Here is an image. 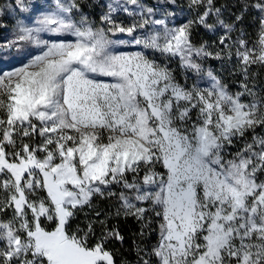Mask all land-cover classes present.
<instances>
[{"label": "snow or ice", "instance_id": "snow-or-ice-1", "mask_svg": "<svg viewBox=\"0 0 264 264\" xmlns=\"http://www.w3.org/2000/svg\"><path fill=\"white\" fill-rule=\"evenodd\" d=\"M189 7L204 10L170 26L173 13L153 19L156 10L139 0H114L95 27L79 0H52L32 26L18 25L7 47L42 51L0 72V264H117L107 245L124 236L108 227L113 215L134 217L141 236L159 221L157 243L136 246L137 264H264V135L256 131L264 96L249 71L264 67V0L251 4L260 13L254 44L238 29L243 12L229 23L214 0ZM118 11L131 24L117 22ZM197 25L223 30L219 51L193 42ZM42 33L74 39L49 42ZM117 33L140 51H115L129 43L112 39ZM155 53L196 74L204 58L235 57L242 90L211 70L206 86L181 83ZM97 197H116L119 207L77 223Z\"/></svg>", "mask_w": 264, "mask_h": 264}, {"label": "trees", "instance_id": "trees-1", "mask_svg": "<svg viewBox=\"0 0 264 264\" xmlns=\"http://www.w3.org/2000/svg\"><path fill=\"white\" fill-rule=\"evenodd\" d=\"M7 1L8 0H0V3L5 2L7 4ZM100 1L101 0H97L98 7H96V8L98 9V11L103 12L104 11L103 8H106V4H104V3L102 4V3H100ZM237 1H240V0H237ZM139 2L143 5H145L146 7H152L156 10V14L153 17V19L164 18V14L166 12L173 13L174 15L168 17V21H169L170 26L175 25L184 16L188 20L192 19V18H193L192 20L195 19V16L191 12L187 14L186 12L179 10V9H176V8H174V9L163 8V5H164L163 3L165 2V0H159L158 4H155L153 1H149V0H139ZM80 3H81V7L87 6L86 2H80ZM122 3H124V0ZM231 3L232 2L230 0H218L217 1V7L221 8V11L224 10V12H226L225 5H227L229 8H231ZM32 5H34V4H32ZM127 6L130 9H135V6H132V5H127ZM43 9H44V7L40 6V5L36 6L35 8L31 7L30 10L32 11V15L28 16V14H25V15L21 16V19H22L21 22H23V24H25V22L30 18L29 23H26V25L32 26L34 19H35L36 15L38 14V11L43 10ZM96 12L94 11V9H90V8H89V10H85V13L89 16V19H94ZM119 12L120 11H118L114 14L116 15ZM231 13H233V18L227 19L225 17H222V19H224L226 22L231 23V21H234L235 17H236L235 16L236 12L233 10V7L231 8ZM128 18L132 20V17L128 16ZM244 18H245V15H243V19ZM157 27H159V26H157ZM202 30H205L209 34L216 35L217 37L220 36L222 34V31H223L222 29L217 28L216 32L213 33V32H209L207 29H205L203 27H202ZM143 31L144 30H140V33H137L134 35L139 37L138 35H141V33ZM10 35L11 36L14 35V28L10 29V27H7V26L3 27L0 25V41H6L7 39H9ZM62 35H66L67 37L74 39V37H71L70 34H67V33H59V34H57V33H42L41 39L58 38V37H61ZM111 38L114 40L128 41L129 42L126 44H118L116 46V48L114 49L117 52H118V50H123V49H131L132 50L133 48L140 50V48L138 46H136L133 43H130V41L132 40V37L129 36L127 33H117L115 36H112ZM218 42H219V38H214L213 42H210L208 40L207 43L209 46V51H213V52L219 51L222 46ZM22 44H23L22 45L23 48H24V45L28 46L27 49L33 48L34 46H36L34 44L32 46V44L25 43V42H22ZM27 49H26V51H27ZM21 54L24 55L25 51L21 50ZM154 56L157 57L158 59L164 60L165 62H169L166 60L165 57H162L159 53H155ZM14 57H15L14 52H10V53L0 52V72H2L3 67H5L7 65L11 66L14 64V62L8 63V61H10L8 59H12ZM173 61L176 65L179 66L178 60H173ZM198 62L201 63V66H202V71L200 74H196L192 71L186 70L188 72V76L192 77L195 83H199L201 86H206L207 84H209L210 81L208 80L206 73L209 70H211L213 72V74L216 75L229 88L230 91L237 92V91L242 90L240 88V83L243 80V77L241 76V74L239 72L235 57H233L231 61H229L227 59L218 60V59H214L212 57H208V58H204ZM249 71H250V74H252V73L255 74L254 83L257 86L258 95L264 96V67L253 66ZM243 99L245 101H247L249 99V97L245 96V97H243ZM256 131H257V133L264 135V128H258ZM248 139H251V133L249 134ZM158 170H162V169H159V167H158ZM142 177H143V171L140 173V178L142 179ZM129 179H131V174L129 175ZM112 190L116 191L118 193L121 189L119 186L114 185V186H112ZM93 205H94L93 209H89L88 207H85L81 212H79L78 218L76 221L77 223L83 224V221L85 219V214H88L89 217H92L95 215L96 211H100L102 213V215L114 213L115 209L117 207H119V201L117 200L116 197H112L109 199H100L99 197H97V198H94ZM158 223H159V221L156 218H153V221H152V224L150 225V228L145 229L144 235L141 236L140 232H141L142 225L134 217H131V216H129V217H123V216L116 217L114 215L111 216L110 219L108 220V227L109 228H112L114 226L117 227L119 229L121 235L124 236L123 243H120L119 241L113 240L107 245V247H109L110 249H112L114 251L117 264H137L138 255H137L136 246L139 245L140 247H147L150 249L152 246H154L157 243V240H158ZM97 232L99 233V229H97Z\"/></svg>", "mask_w": 264, "mask_h": 264}, {"label": "rangeland", "instance_id": "rangeland-1", "mask_svg": "<svg viewBox=\"0 0 264 264\" xmlns=\"http://www.w3.org/2000/svg\"><path fill=\"white\" fill-rule=\"evenodd\" d=\"M149 1H153L155 4H158L159 0H149ZM217 1L218 0H214L215 7H217ZM230 1L232 2L231 8L233 7V10L236 12L235 16L240 15L242 12L244 13L243 15H245V18L239 22L238 29L243 30L244 38L247 39L250 44H254L257 38L258 30H259V16H260V13L256 9L251 7V4L255 3V0H240V1L230 0ZM51 2L52 0H26V3H29L30 5L32 4H34L35 6L40 5V6H43L44 8L46 4H49ZM79 2H86L87 6L86 7L82 6V11L84 13H85V10H89V8L94 9L95 12L97 11L95 14V18L90 19V20L94 22L95 27H99L101 26L100 19H99L100 15H102L104 12L107 11V4L110 2H114V0H101L100 1V3L106 4V8H103L104 9L103 12L98 11V9L96 8L98 7L97 0H79ZM122 2L123 0H120V3ZM163 4H164L163 8L165 9L176 8V9L186 12L187 14L191 12L195 16V18L198 12H202L204 10L203 7L199 9H191L189 7V0H176L175 4L169 3L168 0H165ZM245 5L249 6L247 12H244ZM225 8H226V12H224V10L221 11V18L222 17H225L227 19L233 18V13H231V8H229L227 5H225ZM30 9L31 7L29 8L28 12H21L19 8L16 6L15 0H8L7 4L5 2L0 3V25L3 27L4 26L10 27V29L14 28V35L12 36L10 35L9 39H7L6 41H0V52H3V53L14 52V55H15L14 58L8 59L10 61L7 60L8 63L14 62L13 64L14 66L7 65L2 68V72L17 68L21 66L22 64L27 63L31 57L41 54L42 47L37 46V45L34 46L33 48L27 49L28 46L24 45V48H23L22 47L23 44L22 42H20L11 47H7V45H9V42L14 41L16 39V36L18 34V25L20 23H23L21 22L22 21L21 16L25 14H28V16L32 15V11ZM76 18L78 19V17ZM114 18L117 20V22L122 21L125 25H129L132 22V20L129 19L128 16L123 11H120L116 15L114 14ZM29 20L30 18L25 22V25L26 23H29ZM187 20L188 19L184 16L180 21H178L175 24V26H179L180 24L186 22ZM214 20H215L214 17H210L209 23H213ZM137 33H140V30H138L135 34ZM239 35H240L239 31L233 32L232 33L233 40H235ZM219 37L220 36L217 37L216 35L209 34L205 30H202V26L197 25L193 28V42L196 43L197 45H199L200 43L204 41L208 42V40L210 42H213L214 38H219ZM60 39H71V38L67 37L66 35H62L61 37H58V38H47L45 40H48L49 42H58ZM21 50L25 51L24 55L21 54ZM136 51H140V50L134 49V48L132 50L131 49L118 50V52H124V53H133ZM153 58L159 61L165 62L164 60L158 59L155 56H153ZM168 63H169V66L173 69V73L176 76L178 81L183 83L185 79H187V83L189 86L195 83L193 78L188 76V72L185 69H182L180 66L176 65L174 61H170ZM249 134H248V137H249ZM240 146H241L240 144H237V147H240ZM232 151H235V149H232Z\"/></svg>", "mask_w": 264, "mask_h": 264}]
</instances>
